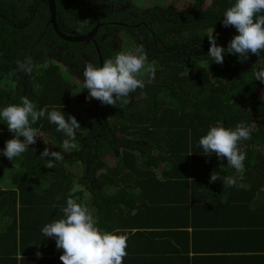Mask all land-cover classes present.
I'll list each match as a JSON object with an SVG mask.
<instances>
[{
  "label": "trees",
  "instance_id": "obj_1",
  "mask_svg": "<svg viewBox=\"0 0 264 264\" xmlns=\"http://www.w3.org/2000/svg\"><path fill=\"white\" fill-rule=\"evenodd\" d=\"M44 2L0 0V80L10 85L6 92L0 83V110L28 96L38 110L47 105L48 111L55 108L66 118L74 115L81 127L76 131V148L63 153L65 158L54 161L55 167L50 169L41 152L45 147L63 152L61 145L66 139L55 124L45 116L32 125L37 128L39 124L45 136L38 137L13 161L2 154L5 142L13 136L2 124L0 264H62L59 257L63 250L56 249L55 239L43 236L41 230L45 224L62 218L61 209L74 183L80 185V191L74 194L80 198L78 202L94 211L100 228L102 221L110 225L130 217L149 220L157 202L167 207L162 212L169 209L185 226L187 211L177 213V209L189 201V220L195 233L193 251L233 248L226 233L223 245L209 247L199 241V230L206 228L209 220L232 226L231 234L250 232V240L240 242L264 246V229L258 227L264 221V83L255 80L254 72L244 68L236 54H225L223 64L207 56L210 44L206 34L210 29L214 27L217 44L225 48L238 34L234 27L222 23L224 12L234 0H193L183 10L169 4L141 5L131 0H53L58 30L65 32L64 28L71 29L75 24L78 28V21L84 19L90 23L80 30L76 28L79 34L96 26L92 38L103 60L121 47L135 50L118 38L119 28L133 39L134 47H142L148 60L158 61L160 67H155L154 79L144 81V88L130 93L128 103L117 100L120 105L114 107L91 99L82 113L65 106L62 93L68 83L55 59L64 64L66 71L77 67L82 70L87 63L85 57L97 55L95 45L92 39L71 40L65 41L63 48L53 49L61 39L54 32ZM26 57L33 60L30 75L17 69L16 62ZM95 57L98 64L99 57ZM256 57L261 62L258 70L264 66V51ZM161 71L166 73L162 83L158 81ZM104 113L112 120L108 121ZM218 122L227 128L244 122L252 129L251 139L240 142L246 152L242 173L214 153L205 155L199 145L200 137ZM117 131L120 134H115ZM187 146L191 162L182 167L181 162L187 160L183 153ZM73 162L81 165L78 173L71 169ZM160 162L164 164L157 174L151 168ZM139 163L146 168L139 171L143 189L136 193L127 176L139 168ZM213 171L234 177L235 186H224L222 179L210 183ZM107 183L116 186L113 193L103 191ZM131 209L138 214L131 215ZM159 243L179 249V264L187 257L185 246H175L169 240ZM152 245L147 246L148 251L161 255V249ZM37 252L43 255L36 256ZM197 259L193 264H221L210 254H201ZM258 264H264V259Z\"/></svg>",
  "mask_w": 264,
  "mask_h": 264
},
{
  "label": "clouds",
  "instance_id": "obj_2",
  "mask_svg": "<svg viewBox=\"0 0 264 264\" xmlns=\"http://www.w3.org/2000/svg\"><path fill=\"white\" fill-rule=\"evenodd\" d=\"M78 22L80 27L77 30L90 23L88 19ZM222 23L225 27H234L238 34L233 36L225 48L217 44L214 27L207 32L210 44L207 56L212 61L223 64L225 54H236L240 62H245L250 54L258 56L264 51V0H234L224 12ZM102 60L99 57L97 65L86 63L83 69L82 90L87 89L88 100L96 99L104 105H117V100H121L126 104L130 93L145 87L144 80L139 78L142 74H146L149 79L155 78V65L148 62L147 53L142 47H137L134 51L119 52L113 58L106 59L103 64ZM16 63L17 69L25 74L30 75L34 70L31 57ZM81 72L80 70L79 73ZM254 77L264 83V66L254 72ZM20 101L0 110V121L13 133L12 138L5 142L2 154L13 161L30 145L35 144L37 137L41 136L40 130L32 125L46 116L50 123L56 125V130L66 136L61 146L63 152L45 147L40 154L46 158L45 166L52 169L55 167L54 161L65 158L63 153L76 148V131L81 124L74 115L66 118L63 112L55 108L48 111L47 105L38 110L28 96L20 97ZM251 132V127L244 122L238 123L235 128L224 127L218 122L200 137L199 145L205 155L211 156L214 153L242 173L246 152L241 149L240 142L251 139ZM221 179L224 186L236 184L234 177L222 176L216 171L210 174L209 182ZM78 191L80 185L74 183L66 199V206L61 209L62 218L45 224L41 230L43 236L54 238L56 248L63 250L59 257L62 264H123L127 255V235L98 227L94 211L86 203L78 202L80 198L74 195ZM59 199L57 196V200Z\"/></svg>",
  "mask_w": 264,
  "mask_h": 264
},
{
  "label": "crops",
  "instance_id": "obj_3",
  "mask_svg": "<svg viewBox=\"0 0 264 264\" xmlns=\"http://www.w3.org/2000/svg\"><path fill=\"white\" fill-rule=\"evenodd\" d=\"M4 85H7V83ZM2 124L3 122L0 121V137L4 134ZM21 139L23 138L21 137ZM189 149L190 148L187 146L186 152H183L186 155L187 160L181 162L182 167L191 162V151ZM163 164V162H160L158 166L156 165V167H152L151 170L159 174L161 171L160 169H162L163 167ZM137 165L139 166V164ZM145 168L146 165L144 163H141V166H139V168H135V171L131 175H129V177L127 176V179L132 185V188L137 190L136 193L143 189V186L140 182L141 175L139 174V171ZM108 188L111 189L107 191ZM115 190L116 186H113L110 183H107L103 187V191L105 193H113ZM186 204L187 205L182 204L180 208L177 209V213L182 210L187 211V219L183 221V224L186 223L185 226L178 223V220L175 219L169 209H167V213L162 212V210L166 209L167 207L163 206V202H157L156 207L154 208L155 214L152 215L149 220H145L144 218L142 220L137 217H126L127 220L121 219L119 222H113L110 225H108L107 222L102 221L101 223L103 225L101 226V229L107 231L116 230L121 234L124 233L127 235V255L123 259V264H179L178 257L176 256L177 253H181L177 251L179 249L170 248V246L166 245L165 243H159L166 242L167 240L171 241L175 246L181 245L186 247L187 257L184 258L182 264H193V261L197 262V257L201 254H210L215 257L214 260L217 263L221 264H246L247 262L249 264H258L259 260L264 259V246L259 244L257 245L255 243L250 244L240 242L243 240H250V232H246L244 235H240L238 232L231 234L230 228L232 226H225L226 224L221 220L220 222L217 220H209L210 224L206 225V228H200L199 241L209 247H214V245H223V236L224 233H226V238L230 242V246H227L233 248L237 246L240 247L241 250L230 248L229 250L220 251H193L192 245L193 236L195 233L194 228L192 229V225L189 220V216L192 212L188 208L190 206V202L188 201L186 202ZM137 214L138 211L136 209H131V215L136 216ZM194 215H196V213H194ZM140 222H142V224H139ZM146 222H149L150 224ZM108 226H111V228L108 229ZM258 227L264 229V221L260 225H258ZM182 230L184 231L180 233ZM227 230H229V233L227 232ZM255 237L258 241V234H255ZM262 241L263 239L261 240V243ZM149 244L157 245V248H159V250L161 249L159 251L161 255L150 253L148 251V247H150ZM154 245H152V247H156ZM37 253H35V255L39 256L37 255ZM172 254H174V256ZM138 261H141V263H138Z\"/></svg>",
  "mask_w": 264,
  "mask_h": 264
},
{
  "label": "rangeland",
  "instance_id": "obj_4",
  "mask_svg": "<svg viewBox=\"0 0 264 264\" xmlns=\"http://www.w3.org/2000/svg\"><path fill=\"white\" fill-rule=\"evenodd\" d=\"M132 3L135 4H158V5H171L172 7H175L177 10H183L187 9L190 4L193 2V0H131ZM143 2V3H142ZM119 31V35L121 37L122 42H127L126 46L128 47H133L134 49L137 48V46L134 47L135 42L133 41L132 38L128 37L126 34H124L123 31H120L119 28L116 29ZM125 47H121L119 49H116L115 51L111 52L109 58H113L117 53L119 52H126ZM105 60H102V64ZM50 62H54L53 59H51ZM49 62V63H50ZM149 63L155 65V67H159L157 65L158 61L152 59L148 60ZM55 63L57 64L58 68L60 69V73L65 74L64 81L68 83V85H64V91L62 93L63 96V101L65 100V106L69 108L70 110L77 111L79 113H82L84 111V108L89 104V100L84 98L85 95L88 94L87 89L82 90V82H83V71L79 73L77 71L78 67L74 71H66L64 69V64L60 63L59 60L55 59ZM260 59H257L256 55H249V58L245 62H241L242 66L246 69H251L253 72L256 71V69L259 67ZM264 63V62H263ZM251 64V65H250ZM160 69V67H159ZM69 72V73H68ZM161 79L158 80L160 83H162L165 80V72L161 71ZM5 78V77H2ZM139 78L143 79L145 82H147L149 77L146 74H142ZM0 83L4 84L2 80H0ZM4 91H10V85L6 86L4 85L2 87ZM167 101L170 102V98L167 97ZM119 102L117 101V105H113L114 107L119 106ZM104 116L107 118L108 121H111L112 119L110 117H107V115L104 113ZM37 128L40 130V135L45 136L44 132L40 129V126L38 124ZM119 133L120 131H117L115 134ZM75 142V141H74ZM76 143V142H75ZM77 145V144H76ZM62 146V145H61ZM139 166H141V163H139ZM81 168V165L77 162H73L71 165V169L77 170L76 173L79 172V169ZM98 171V170H97ZM111 188H108L107 191H109ZM138 263H141V261H138Z\"/></svg>",
  "mask_w": 264,
  "mask_h": 264
},
{
  "label": "flooded vegetation",
  "instance_id": "obj_5",
  "mask_svg": "<svg viewBox=\"0 0 264 264\" xmlns=\"http://www.w3.org/2000/svg\"><path fill=\"white\" fill-rule=\"evenodd\" d=\"M47 1V2H46ZM45 4H47L48 5V7H49V3H48V0H45V2H44ZM37 4V3H36ZM41 6H43V5H41ZM30 24V23H29ZM33 24H36L35 22L33 23ZM52 25V24H51ZM98 26V25H97ZM53 27V26H52ZM76 28H77V25L75 24L74 25V27L73 28H71V29H65L64 28V30H65V32L64 33H66V34H68V35H70V36H75V35H79V33L77 32V30H76ZM91 29H93V31H96V26L94 25ZM90 29V30H91ZM55 30V29H54ZM61 30V29H60ZM90 30H88V31H90ZM120 30V29H119ZM61 31H63V30H61ZM87 31V32H88ZM120 31H122V30H120ZM55 32V31H54ZM86 32V33H87ZM56 34H57V37H59L60 39H61V41H59V42H57V43H54V45H53V49H56V50H59V49H61V48H63L64 47V44H65V41H71V40H67V39H65V38H63V37H61V36H59V34L57 33V32H55ZM93 34H94V32L92 33V36H93ZM125 34V33H124ZM117 35H118V38L120 37V35H119V31H117ZM104 36V35H103ZM89 39H92V42H93V44L95 45L94 46V50H95V54H97V55H94L93 53L92 54H90L89 55V57L88 56H86L85 57V60L87 61V63H89V62H91V63H93V64H95V65H97L96 64V57L95 56H99V54H100V50H99V47H98V45L95 43V39H93L92 37L91 38H87V39H82V40H85V41H87V40H89ZM50 41V40H49ZM52 41V40H51ZM111 44L113 45V46H115L116 45V43H114V42H111ZM50 45V44H49ZM52 45V44H51ZM71 46L70 47H73V46H75V45H73V44H70ZM84 67H85V65H84ZM83 67V68H84ZM81 70V68H79L78 69V71H80ZM81 71H83V69L81 70Z\"/></svg>",
  "mask_w": 264,
  "mask_h": 264
},
{
  "label": "water",
  "instance_id": "obj_6",
  "mask_svg": "<svg viewBox=\"0 0 264 264\" xmlns=\"http://www.w3.org/2000/svg\"><path fill=\"white\" fill-rule=\"evenodd\" d=\"M48 3H49V10H50L49 21L51 22L53 28L55 29V32H57L59 34V36L65 38L67 40H82V39H87V38H91L92 37V33L94 32L93 29H91L87 33L79 34V35H75V36H70V35L58 30L56 28V23H55V20H54V12H53L54 2H53V0H48Z\"/></svg>",
  "mask_w": 264,
  "mask_h": 264
}]
</instances>
